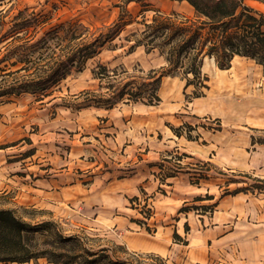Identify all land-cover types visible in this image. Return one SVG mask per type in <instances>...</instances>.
Masks as SVG:
<instances>
[{"label": "crops", "instance_id": "1", "mask_svg": "<svg viewBox=\"0 0 264 264\" xmlns=\"http://www.w3.org/2000/svg\"><path fill=\"white\" fill-rule=\"evenodd\" d=\"M171 1L181 14H195L186 0ZM209 77L205 94L190 100L183 80L171 77L157 104L76 112L59 106L51 116L47 102L31 119L11 113L0 122V209L24 210L28 221L26 210L39 209L36 220L64 217L86 230L102 229L129 251L168 264H264V191L224 194L222 188L242 183L221 186L212 169L198 179L195 163L208 160L223 173L264 179V143L258 141L264 138V68L234 58ZM206 117L218 119L221 129H205L200 120ZM184 124L194 127L192 138ZM30 147L34 152L24 154ZM172 162L180 171L163 183ZM205 194L214 196L206 199L215 203L211 213H178L182 205L204 203L194 198ZM145 204L152 210L143 218ZM175 231L187 243L175 241ZM0 264L53 263L38 257Z\"/></svg>", "mask_w": 264, "mask_h": 264}, {"label": "trees", "instance_id": "2", "mask_svg": "<svg viewBox=\"0 0 264 264\" xmlns=\"http://www.w3.org/2000/svg\"><path fill=\"white\" fill-rule=\"evenodd\" d=\"M186 1L194 8L196 19L192 20V18L181 15L177 11L167 14L161 9H156V14L150 22L145 20L142 22L144 28L141 29L140 38H132L130 35L125 37L127 41H133L128 52L134 51L138 46H144L147 51L157 48L164 56L167 66H162L161 72L155 69L150 70L147 74L148 81L138 83V86L134 81L124 83L117 94V98L128 95L126 103L132 101L157 104L161 100L158 94L161 79L164 76L175 75L181 68L185 75L192 74L194 77L187 78L185 89L190 84H196V79L200 81V85L195 86V91L192 94H186V99L190 100L193 97L202 96L205 94L204 88L208 87L205 82L208 80V76H203L201 73V64L205 56L214 57L220 69L229 68L237 55L251 58L264 68V14L262 12H258L248 5L247 0ZM257 1L264 3V0ZM22 14L20 11L14 17L15 19L22 17L20 28L33 25V22L27 16H21ZM73 24H75V30L71 32L72 37L76 39L78 37L76 30L81 24L78 21L73 22ZM124 24L125 22L114 24L110 34L104 40L99 41L98 38H95L94 43L104 45L106 40L111 43L119 37L124 29ZM65 31V34H60L49 30L47 35L53 34L51 38L44 36L34 43H30V39H27L22 46L24 49L15 47L17 51L18 48H21L19 51L23 53L19 56V60L25 64L23 69L30 71L31 68H34L40 73L49 72V74L46 76L27 74L26 79L20 81L15 76V72L18 70L9 71L8 75L13 76L12 86L6 90H0L2 91L0 96L6 95L9 96V99H13L28 93L36 95L38 101H43L49 95L46 89L51 84L59 83L67 77L70 64L74 63L76 58H87L96 51L95 48H91L92 50L82 48L72 52L71 56H66L62 42L64 36L70 33V29ZM131 35L136 36L138 33L132 32ZM1 41L0 39V43ZM112 46L115 48L116 44H112ZM114 70L117 71V68ZM111 76L109 69L103 64H99L94 70V77L103 81L108 82ZM202 78L203 81L200 80ZM131 84L135 85L131 86ZM115 103V96H110L105 103L97 102L96 106L110 109L114 107ZM66 107L69 106L66 105ZM85 107L87 106H80L78 109ZM183 126L187 130L194 129L191 124H184ZM202 126L205 127V125ZM215 129L220 130L221 126L219 125ZM174 130L180 134V127L174 128ZM187 137L192 138L189 132ZM258 141L264 143V138H258ZM162 166L163 164H160V168ZM177 168L167 170L161 181L164 183L166 177L175 176L180 171ZM207 177L206 174L202 173L198 175V179ZM257 180L258 184H254L253 187L244 186L233 190L227 189L224 194H235L251 188L264 191V179L258 178ZM195 182L198 183V180ZM229 182H238V180H229ZM160 190L164 193L162 188ZM213 198V195L206 194L205 196H196L194 201ZM209 205L185 204L179 208L178 213L192 209L207 210L211 206L213 207L215 203ZM148 216H150V212ZM138 221L139 223L142 222L141 220ZM50 229L54 232L47 235ZM185 230H189L188 224H185ZM37 234L43 235L44 238L40 239ZM86 238L79 233L64 234L52 220L31 223L17 215L12 209H0V262H23L32 258L46 257L53 264H141L136 253L130 252L123 244L114 243L115 247L112 246V248L104 246L94 249L86 245ZM38 239L41 241L40 243L37 242ZM174 239L177 242L187 243V240L176 231L174 232ZM150 255L156 261L152 264H168L163 258Z\"/></svg>", "mask_w": 264, "mask_h": 264}, {"label": "rangeland", "instance_id": "3", "mask_svg": "<svg viewBox=\"0 0 264 264\" xmlns=\"http://www.w3.org/2000/svg\"><path fill=\"white\" fill-rule=\"evenodd\" d=\"M246 3L258 12L264 14V6L262 4L251 0H247ZM178 5L177 2H172L171 0H0V39L2 40L0 43V90H6L9 86H12L13 76L8 75L9 71L18 70L15 72V76L18 77L20 81L26 79L27 74L31 76L34 74H43L34 68H31L30 71L22 68L25 64L19 60V56L23 55L19 50L21 48L24 49L22 46L27 39H30V43H34L44 36L51 38L53 34L47 35L49 30L65 34V30L70 29V33L64 36V41L62 42V47L64 48L63 50L66 56L69 57L72 52L82 48H89V50L95 48L96 50L93 55L87 58H76L74 63L70 64L67 77L59 83L51 84L50 87L46 89L49 95L46 96L43 101H38L36 95L28 93L24 94L25 96L20 97L19 95L13 99H9V96L6 95L0 96L1 124H6L10 114L15 112L27 114L29 116H27V118L31 119L36 113V108H39L40 104H45L47 102H51L50 105L47 106L51 116H55L60 108L59 106L66 107V105L74 112L78 111L80 106H87L85 108L105 109L96 106V104L97 102L105 103L110 96H115L116 98L114 107L125 104L128 95H125L123 98H117V94L124 83L134 81L138 86V83L148 81L147 74L150 70L155 69L160 71L162 66H167L164 56L157 48L147 51L144 46H138L134 51L128 52L129 46L133 41L129 42L125 37L130 35L132 38H140L141 29L144 28L142 22H144V20L150 22L152 17L156 14V9H161L168 14L172 11H176L173 8ZM20 11L23 13L21 16H27L28 19L33 22V25L20 28V26H22V17L18 19L14 18ZM184 16L192 18V20L197 17L196 14L190 13ZM75 21L81 24L76 30L78 34L76 39L72 37L71 32L75 30V24H73ZM118 22H125L123 26L124 29L119 37L115 38L111 43L106 40L104 45L94 43L95 38H98L99 41L104 40L107 35L110 34V30L114 24ZM132 32H137L138 35H131ZM112 44H116L115 48ZM17 46L21 47L18 48V51L17 48H15ZM14 53L16 54L13 55ZM234 58L248 57L237 55ZM99 64L107 66L109 74H112L108 82L94 77V70ZM115 68H117V71L114 70ZM219 69L214 57H204L201 64V73L203 76H208V80L205 81L207 84L210 80L209 75L215 71L218 72ZM47 74H49V72L43 75L46 76ZM171 77H179L183 80L184 93L188 95L195 91V86L200 85V81L196 79V84H190L187 89H185L187 78L194 77L192 74L185 75L181 68L175 75L164 76L161 79L158 94L160 93L163 82ZM200 80L203 81L204 79L202 78ZM132 85L135 84H131V86ZM16 117L18 118L19 116L17 115ZM204 119L205 120H200V123L201 125H205V129H215L219 125L221 126L218 119L208 117ZM32 127L35 128V125H32ZM193 130L194 129L187 130L186 132L191 133ZM196 137H198V135H196ZM33 152L34 149L30 147L24 154H31ZM16 159L18 160L19 158H14L13 160ZM200 161H203V164L199 163V161H193L197 164L200 170L199 173L206 174L209 177L207 170L212 169V172H218L220 174L218 176V182L221 186H227L230 183L229 180H238L239 183H242L238 184L234 182L236 185L233 184L230 188L234 186L253 187L254 184H258L257 177L233 176L230 173H223L221 169L218 170L215 164L209 163L208 160ZM173 162L171 164L173 168H176ZM210 174L212 175V173ZM243 182H246V184ZM227 189L229 190V188L224 187L220 192H225ZM251 190H255V188H251ZM203 204H210L209 206H211L213 203L211 200L206 199L204 203H196V205ZM140 208H142L141 215L143 218H146L150 210H152L147 204L142 205ZM192 210H195L197 213H211L213 207L211 206V208L207 210ZM23 211L24 210H21L17 214L23 217L25 216V212ZM26 211L27 214L32 216L33 220H29L31 223L40 222V220L43 219V217H40L38 220L35 219L36 216L39 217L41 215L39 209L32 208ZM45 220L54 221L64 234L79 233L83 237L86 236L88 238L85 239L86 245L94 249L104 246L112 248V246L115 247V244H120L115 241L112 233H108L102 229L86 230L80 227L82 224H73L64 217L60 219V217L53 218L45 216L44 221ZM92 226L95 225L93 224ZM53 232L54 231L50 229L47 235ZM37 236L40 239L44 238L41 234H37ZM37 242L40 243L41 241L38 239ZM130 252L133 251L130 250ZM136 257H138L141 264H152L156 262L151 258L149 253L136 252ZM163 260L165 261V259Z\"/></svg>", "mask_w": 264, "mask_h": 264}]
</instances>
